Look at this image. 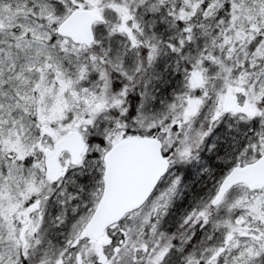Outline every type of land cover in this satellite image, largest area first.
<instances>
[{"label":"snow or ice","instance_id":"6c2138e0","mask_svg":"<svg viewBox=\"0 0 264 264\" xmlns=\"http://www.w3.org/2000/svg\"><path fill=\"white\" fill-rule=\"evenodd\" d=\"M0 264H264V0H0Z\"/></svg>","mask_w":264,"mask_h":264}]
</instances>
